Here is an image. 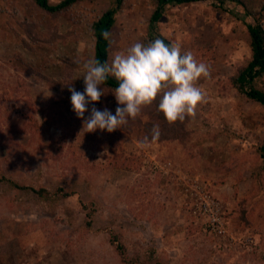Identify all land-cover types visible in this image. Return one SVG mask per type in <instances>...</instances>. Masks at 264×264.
<instances>
[{
    "label": "rangeland",
    "instance_id": "374dc122",
    "mask_svg": "<svg viewBox=\"0 0 264 264\" xmlns=\"http://www.w3.org/2000/svg\"><path fill=\"white\" fill-rule=\"evenodd\" d=\"M110 2L51 14L32 0H0V264H129L111 232L139 264H264V106L228 81L250 58L246 23L255 18L206 0L171 4L151 22L155 0H124L109 63L159 37L199 62L213 56L210 77L197 82L207 102L189 117L198 151L178 140L141 148L138 132H87L91 108L84 120L72 109L69 88L84 91L83 64L93 59L91 22ZM263 3L247 0L264 22ZM59 188L75 193L53 198Z\"/></svg>",
    "mask_w": 264,
    "mask_h": 264
},
{
    "label": "clouds",
    "instance_id": "9594fccd",
    "mask_svg": "<svg viewBox=\"0 0 264 264\" xmlns=\"http://www.w3.org/2000/svg\"><path fill=\"white\" fill-rule=\"evenodd\" d=\"M102 36L109 45L115 43L110 32ZM83 68L84 91L69 88L72 109L82 120L88 105L99 102L105 95L104 85L109 77L118 84L112 92L118 105L115 114L107 108L100 111L93 107L84 120L87 132L99 129L111 133L122 129L130 119H137L144 108L157 101L158 111L169 124L183 122L195 117L198 106L207 102L206 92L197 82L202 77H210V66L199 62L191 51L182 52L178 42L166 44L159 38L148 44L136 42L126 51L116 52L110 63L93 58L85 62ZM160 135V126L153 125L150 137L146 135L140 147L157 142Z\"/></svg>",
    "mask_w": 264,
    "mask_h": 264
},
{
    "label": "trees",
    "instance_id": "16d2710c",
    "mask_svg": "<svg viewBox=\"0 0 264 264\" xmlns=\"http://www.w3.org/2000/svg\"><path fill=\"white\" fill-rule=\"evenodd\" d=\"M83 0H61L57 4H50L49 0H32L33 4L41 10L47 11L51 14L67 10L73 4L79 3ZM206 0H155L156 9L153 12L150 20L157 21L160 18L161 11L170 7L171 4H192ZM222 3V0H213ZM231 4L237 6L240 11L246 16H252L254 19L253 23H246L247 32L249 36L250 45V58L245 64L238 65L234 72L228 77V81L236 86L237 90L242 93L246 98L264 106V89L258 86V83L264 79V22L262 14L253 13L248 7L247 0H228ZM124 0H111L110 6L107 10L97 15L91 22L90 28L92 29L94 36L93 44V58L100 61L101 63L109 62L110 58V46L108 41L102 36L104 32L112 31L114 23L116 21L117 12L122 8ZM264 9V3L262 5ZM261 8V9H262ZM261 15V16H260ZM166 44H170L164 37H159ZM203 51L201 52V54ZM205 53V51H204ZM204 63L213 60L212 55H204ZM206 56L208 57L206 59ZM202 60V55L201 59ZM77 66L78 63L71 65L67 64V73L70 74L71 66ZM70 79V76H68ZM118 84L114 78L109 77L107 83L104 85L105 95L101 97L99 102H93L88 105L89 108L95 107L96 109L103 111L105 108L110 110L112 114H115L117 108V102L115 96L112 94L115 87ZM142 114L146 115L147 119L142 120L140 115L135 120H129V123L122 127L124 130L129 132H138L139 138L142 141L143 138L148 135L150 137L151 129L153 125L158 124L161 129V135L157 142L163 141H174L178 140L187 152H197L198 145L195 142L194 131L189 127V117L183 122L177 121L174 124H169L164 118L163 114L158 111V101L149 107L143 109ZM136 127V130L133 128ZM259 159L264 165V135L260 145L256 147ZM11 184L16 189H26L27 186L11 181ZM30 191L38 194L45 199H49L50 193L43 188H27ZM74 191H68L65 188L56 189L53 192V198L66 197L74 194ZM90 216V214H89ZM91 220V219H90ZM86 222L90 225L91 221ZM110 243L115 245V250L120 256L123 263L139 264L140 258L137 254L128 255L125 245L120 240L118 232H111L109 236Z\"/></svg>",
    "mask_w": 264,
    "mask_h": 264
}]
</instances>
